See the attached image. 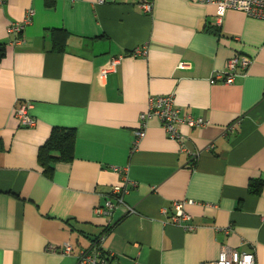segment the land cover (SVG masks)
Here are the masks:
<instances>
[{
    "label": "crops",
    "instance_id": "0c3cea01",
    "mask_svg": "<svg viewBox=\"0 0 264 264\" xmlns=\"http://www.w3.org/2000/svg\"><path fill=\"white\" fill-rule=\"evenodd\" d=\"M0 48V264H77L102 236L112 264H201L224 244L264 264V20L229 9L219 22L199 0H153L150 12L137 0H6ZM237 54L254 58L246 74L211 83ZM169 94L210 124L178 125L184 151L154 117L135 146L150 98ZM26 102L33 126L16 115ZM55 127L76 130L74 158L45 173L38 150ZM127 178L125 204L97 213ZM185 199L191 218L175 223Z\"/></svg>",
    "mask_w": 264,
    "mask_h": 264
},
{
    "label": "built area",
    "instance_id": "2783aa9c",
    "mask_svg": "<svg viewBox=\"0 0 264 264\" xmlns=\"http://www.w3.org/2000/svg\"><path fill=\"white\" fill-rule=\"evenodd\" d=\"M6 0H0L4 3ZM103 1V0H98ZM203 4H214L217 7V16L219 22L229 9H236L245 12L248 16L264 20V0H199ZM137 4L145 12H150L153 7V0H137ZM33 10H29L26 17L21 21H14L9 25V33L15 36L20 35L25 26L32 21ZM16 37L15 42H18ZM147 46L137 48L133 51V55H146ZM123 56L113 57L106 66L100 70L99 77L104 80L109 76V73L117 66ZM254 58L237 54L227 61L226 67L223 70H215L209 78L211 83L223 82L232 84L237 77L244 76L253 63ZM185 64H181L183 68ZM30 102L21 103L16 108V115L23 126H33L36 120L30 114ZM154 117L159 118L163 128L169 137L180 142L182 150L187 151L186 138L178 129L180 123L189 125L190 127L202 128L210 124V121L202 116H193L189 113H182L181 109L175 105L174 94L154 96L149 100L148 110L142 112L139 116V126L134 131L135 146L146 136L147 125ZM117 169V168H116ZM118 170V169H117ZM127 183H131L128 178L125 182L115 185L112 188V199H108L105 204L97 208V213L110 214L118 206L124 205V196L128 191ZM135 184L134 182H132ZM192 199L177 200L173 202L175 213L172 216V221L182 223L191 218V215L186 212V204H194ZM229 233L231 228H226ZM105 236L99 238L90 248L81 251L78 256L77 264H112L111 256L108 254L105 247ZM63 252L70 253L72 244L66 242L63 244ZM51 251H57L55 246H50ZM201 264H257L256 253L254 251H240L228 244L221 246L219 256L216 260L202 262Z\"/></svg>",
    "mask_w": 264,
    "mask_h": 264
},
{
    "label": "trees",
    "instance_id": "16d2710c",
    "mask_svg": "<svg viewBox=\"0 0 264 264\" xmlns=\"http://www.w3.org/2000/svg\"><path fill=\"white\" fill-rule=\"evenodd\" d=\"M65 35H68L63 31ZM3 48H0V53ZM76 141V130L73 128L55 127L49 138L38 150V162L45 173L53 170L57 161H70L74 158ZM260 185L257 184L255 191L259 192Z\"/></svg>",
    "mask_w": 264,
    "mask_h": 264
}]
</instances>
